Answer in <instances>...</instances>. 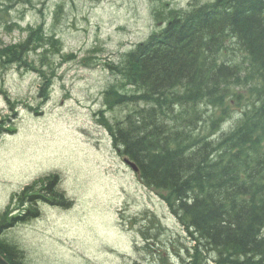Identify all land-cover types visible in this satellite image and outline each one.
<instances>
[{
	"label": "rangeland",
	"instance_id": "obj_1",
	"mask_svg": "<svg viewBox=\"0 0 264 264\" xmlns=\"http://www.w3.org/2000/svg\"><path fill=\"white\" fill-rule=\"evenodd\" d=\"M189 1L0 0V48L25 40L40 25L46 37L24 55L29 64L22 61L20 68L15 64L6 73L0 67V89H7L17 102L8 106L0 95V116L16 120L17 126L15 134L0 139V210L13 192L55 172L62 177L61 189L75 201L69 209L42 202L39 218L5 231L3 236L24 248L28 264H179L178 253L189 245L188 236L166 202L145 187L110 146L95 112L104 106V91L122 81L105 62L121 61L163 26L156 12H182ZM60 44L63 54L76 56L63 60L56 55L53 49ZM47 51L46 63L42 58ZM30 65L44 68V74ZM54 69L50 98L42 100L49 88L45 76L52 77ZM126 112L118 107L107 115L114 120ZM4 125L0 121V127ZM23 207L12 204L13 211ZM145 211L156 214L163 225L159 238L152 240L153 252L142 247L144 239L137 232L141 223L125 220Z\"/></svg>",
	"mask_w": 264,
	"mask_h": 264
},
{
	"label": "trees",
	"instance_id": "obj_2",
	"mask_svg": "<svg viewBox=\"0 0 264 264\" xmlns=\"http://www.w3.org/2000/svg\"><path fill=\"white\" fill-rule=\"evenodd\" d=\"M225 1L192 9L128 52L115 68L133 92L107 91L111 108H129L114 124L105 120L114 146L136 161L147 185L169 191L163 196L190 237L182 264H264V0ZM40 39L33 29L5 52L28 63L24 55ZM232 43L243 58L226 54ZM256 78L263 81L252 88L258 99L231 131L213 137L227 97ZM219 108L218 117L209 113ZM56 184V176L42 189L35 182L19 199L70 205ZM39 214L37 207L12 217L0 212V235ZM0 251L26 264L24 252L1 238Z\"/></svg>",
	"mask_w": 264,
	"mask_h": 264
},
{
	"label": "water",
	"instance_id": "obj_3",
	"mask_svg": "<svg viewBox=\"0 0 264 264\" xmlns=\"http://www.w3.org/2000/svg\"><path fill=\"white\" fill-rule=\"evenodd\" d=\"M132 165L137 169L135 164L132 163ZM0 264H11V263L0 254Z\"/></svg>",
	"mask_w": 264,
	"mask_h": 264
},
{
	"label": "bare ground",
	"instance_id": "obj_4",
	"mask_svg": "<svg viewBox=\"0 0 264 264\" xmlns=\"http://www.w3.org/2000/svg\"><path fill=\"white\" fill-rule=\"evenodd\" d=\"M48 191V190H47Z\"/></svg>",
	"mask_w": 264,
	"mask_h": 264
}]
</instances>
